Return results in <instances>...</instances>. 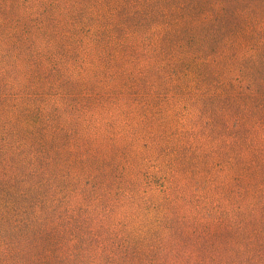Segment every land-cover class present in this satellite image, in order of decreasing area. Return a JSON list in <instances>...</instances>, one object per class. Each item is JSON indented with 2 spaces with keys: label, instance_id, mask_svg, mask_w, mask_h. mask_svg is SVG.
<instances>
[{
  "label": "rangeland",
  "instance_id": "obj_1",
  "mask_svg": "<svg viewBox=\"0 0 264 264\" xmlns=\"http://www.w3.org/2000/svg\"><path fill=\"white\" fill-rule=\"evenodd\" d=\"M0 264H264V0H0Z\"/></svg>",
  "mask_w": 264,
  "mask_h": 264
}]
</instances>
